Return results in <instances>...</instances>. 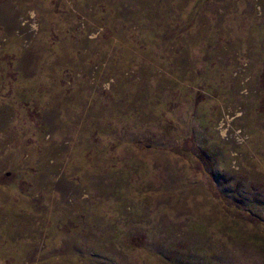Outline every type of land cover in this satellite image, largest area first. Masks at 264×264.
I'll return each mask as SVG.
<instances>
[{
	"label": "rangeland",
	"instance_id": "obj_1",
	"mask_svg": "<svg viewBox=\"0 0 264 264\" xmlns=\"http://www.w3.org/2000/svg\"><path fill=\"white\" fill-rule=\"evenodd\" d=\"M0 264H264V0H0Z\"/></svg>",
	"mask_w": 264,
	"mask_h": 264
},
{
	"label": "snow or ice",
	"instance_id": "obj_2",
	"mask_svg": "<svg viewBox=\"0 0 264 264\" xmlns=\"http://www.w3.org/2000/svg\"><path fill=\"white\" fill-rule=\"evenodd\" d=\"M244 24H245V27L247 26V22H244Z\"/></svg>",
	"mask_w": 264,
	"mask_h": 264
}]
</instances>
